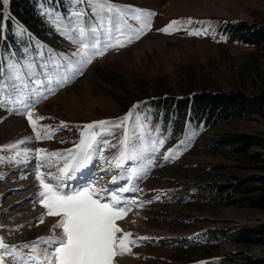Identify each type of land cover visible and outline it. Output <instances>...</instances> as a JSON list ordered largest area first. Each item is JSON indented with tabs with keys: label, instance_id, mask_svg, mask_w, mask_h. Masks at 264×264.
I'll return each mask as SVG.
<instances>
[{
	"label": "rangeland",
	"instance_id": "obj_1",
	"mask_svg": "<svg viewBox=\"0 0 264 264\" xmlns=\"http://www.w3.org/2000/svg\"><path fill=\"white\" fill-rule=\"evenodd\" d=\"M71 2L73 6L68 14L49 11L55 46L34 39L29 49L23 48L21 55L9 53L0 59V67L6 73L8 63H18L24 77L22 83H16L18 87L27 85L24 91L29 94L26 100L29 110L35 113L33 118H44L37 121L38 130L42 135L45 131L51 134V138L35 139L26 110L7 99L9 95L15 99L14 91L9 88L0 93V99L5 100L0 107V156L10 157L24 148L31 150L26 160L19 156L20 162L7 159L0 162V236L4 242L28 254L30 249L21 246L50 233L51 227L46 226L48 218L55 222L59 219L47 216V210L38 203L40 188L35 173L41 161L35 150L65 153L79 143L84 125L101 120L119 122L132 111L126 123L130 134L141 138L137 143L149 146L153 140H164L159 151L147 153L143 161H126L123 168H115L113 157L118 155L125 129L111 127L104 139L115 147L98 145L105 159H100L99 154L94 156L87 168L64 181L69 190L89 184L104 189L100 193L102 202H109L112 192L122 200L137 202L130 205L125 218L117 223L132 233L131 239H149L130 245L131 254L117 257V264H245L249 258L263 257L264 245L236 243L232 233L236 227L264 222V213L255 208L220 203L215 192L219 184L259 174V171L249 167L252 163L242 153L235 152L233 146L215 147L213 143L230 133L264 137V42L250 44L234 35L241 22L264 23V0H109L118 6L155 13L150 18L151 28L139 39L94 57L78 74L67 69V61L62 59H77L73 53L78 45L57 28L74 27L73 12L87 13L82 18L85 27L98 25L100 17L87 4ZM2 11L5 24L10 0L7 5L2 0ZM113 15L117 17L114 24L124 27L121 18ZM104 18L107 23L108 14ZM122 19L131 28L140 27V22L130 15ZM189 19L191 24L186 23ZM174 20L185 22L179 25V31H159ZM192 30H207V34L189 35ZM222 36L226 39L222 40ZM29 62L34 64V75H29L25 67ZM56 64L63 67L57 68ZM48 76L71 78L61 83L54 79L49 84ZM33 80H43L44 85L38 87ZM48 88L53 90L49 92ZM205 89L238 91L260 106L241 118L223 121L206 133L188 127L177 136L160 126V122L146 119L140 109L133 107L148 98L191 95ZM13 118L21 119L24 124L3 130L1 127ZM19 141L24 143L16 149L3 147ZM170 149L175 158L165 161L163 157ZM248 153L264 157V148L256 145ZM147 159H152L153 164L142 176L113 182V176L124 172L128 177V169L143 167ZM44 163L39 171L47 182L56 183L48 173L58 175L64 161L52 167ZM121 187L134 190L119 193ZM58 231L60 235L62 229Z\"/></svg>",
	"mask_w": 264,
	"mask_h": 264
},
{
	"label": "snow or ice",
	"instance_id": "obj_2",
	"mask_svg": "<svg viewBox=\"0 0 264 264\" xmlns=\"http://www.w3.org/2000/svg\"><path fill=\"white\" fill-rule=\"evenodd\" d=\"M76 2L91 7L92 11L100 17V22L98 25L85 27L82 18L87 13L73 12L71 15L76 19L75 26L64 30L57 28L62 35L67 36L70 41L78 45L77 51L73 53V56L77 59L62 58L67 61V69L72 70L73 74L82 73L83 68L90 64L94 57L104 55L109 48L123 47L134 39H139L146 30L151 28L150 18L155 15L153 12L133 8L132 6L111 4L109 0H76ZM3 3L7 5L8 0H3ZM105 13L108 14L107 23L104 18ZM113 13L121 18L120 23L124 27L114 24L117 17ZM126 15H130L131 19L139 21L140 27L136 29L128 26L127 22L122 19ZM183 23L185 22L174 20L165 28L159 29V31L167 33L179 31V25ZM186 23L191 24V19ZM188 34L205 35L207 30H192ZM101 36H103V39H101ZM221 39L224 40L226 37L222 36ZM25 51L27 52V49ZM25 67L29 70V75H34L32 72L34 64L32 62L26 63ZM56 67L61 68L63 65L56 64ZM7 68L8 72L6 73L4 68L0 67V93L9 88L14 91L15 99L13 100L11 95L7 99L9 102L21 104L26 110L27 120L35 132V139L51 138L49 132L45 131L42 135L41 131L38 130L37 121L44 118L38 116L35 119L33 118L35 113L29 110L30 105L26 100L29 94L24 91L27 85L18 87L16 83H22L24 77L18 63L10 62ZM70 78L69 76L63 78L48 76L47 80L51 84L54 79L57 80V83H61L67 82ZM33 83L38 87L44 85L43 80H33ZM46 90L51 92L53 89L48 88ZM37 94L40 93L37 92ZM4 104L5 100L0 99V107H3ZM133 107H138V105ZM9 111L11 112L12 109H9ZM131 117L132 111H129L119 122L101 120L84 125L79 143L73 149L66 150L65 153H48L43 148L35 150L41 161L35 173L40 188L37 193L38 203L47 210V216L59 218L53 228L62 229V233L58 236L53 234L40 237L37 241L31 243H24L21 247L29 248L30 252L28 254L19 251L15 245L6 244L3 237L0 236V264H28V262H31V264H117V257L131 254L130 245L149 239V237L131 239L132 233L124 231L117 223V221L125 218L126 212L130 210V205L137 204L136 201L122 200L120 195L112 192L110 201L102 202L104 198L100 193L105 191L104 189H98L94 184H89L69 190L64 183L65 180L75 178L77 172L87 168L92 163L94 156L99 154L100 159H105L98 145L115 147V145H109V142L104 139L105 133H110L111 127H124L125 129L124 137L120 141L118 155L113 157L115 163L112 166L115 168H123L126 161H143L146 159L147 153L159 151V148L164 144L162 139L153 140L150 146L146 143H137L141 138L130 134L129 129L126 127V123ZM96 129L99 130L96 131ZM29 139H32V137H29ZM21 143H24V141L3 147L16 149L18 144ZM184 143L186 141H181V144ZM30 152V149L24 148L13 156H0V162L5 159L9 162H20L17 157L23 156L26 160ZM163 158L167 161L175 158V154L170 149ZM61 160L64 163L63 167L58 168L59 174L48 173L51 180L56 181V183L47 182L39 168L45 166L44 162H47L48 167H52L54 163H59ZM152 164L153 160L147 159V163L143 167L128 169V177L125 176L124 172H121L119 176H113L112 180L116 182L119 179L142 176ZM132 190L134 189L121 187L118 191L123 193ZM41 222H43V218H41ZM41 244L45 246L43 254H41ZM49 249H51L50 252Z\"/></svg>",
	"mask_w": 264,
	"mask_h": 264
},
{
	"label": "trees",
	"instance_id": "obj_3",
	"mask_svg": "<svg viewBox=\"0 0 264 264\" xmlns=\"http://www.w3.org/2000/svg\"><path fill=\"white\" fill-rule=\"evenodd\" d=\"M73 6L71 0H10V13L3 23L2 0H0V59L8 55H21L29 49L34 39L54 43V29L50 12L68 14ZM234 35L250 44L264 42V23L241 22ZM246 94L238 91L205 89L191 95H163L142 101L136 109L152 122H160L171 135H179L188 127L203 134L223 121L241 118L257 104ZM264 148V137L247 133H230L214 141L213 146H233L252 163L249 167L259 174L240 177L235 181L219 184L215 188L218 202L235 206L255 208L264 213V157L251 155L254 146ZM232 240L242 245H264V222L234 228ZM245 264H264V256L249 258Z\"/></svg>",
	"mask_w": 264,
	"mask_h": 264
},
{
	"label": "bare ground",
	"instance_id": "obj_4",
	"mask_svg": "<svg viewBox=\"0 0 264 264\" xmlns=\"http://www.w3.org/2000/svg\"><path fill=\"white\" fill-rule=\"evenodd\" d=\"M159 38V37H158ZM152 39V38H151ZM155 40V39H154ZM159 40V39H158ZM150 41H152V40H150ZM165 41V40H164ZM154 42V41H153ZM21 124H24L23 123V121L21 120V119H17V118H13V119H11V120H9V121H7L4 125H3V127H1V128H3V130H4V128H6V130H8V129H12L14 126H16L17 128H18V126H20ZM12 127V128H11ZM15 129V128H14ZM2 129H1V131H3ZM13 130V129H12ZM12 132V131H11ZM77 183V182H76ZM57 223V221L55 222L54 220H53V218H48L47 219V221H46V226H48V227H51V231H50V233L48 234V235H45V237L46 236H50V235H53V234H55V235H57L58 236V232H60V231H58V229L59 228H53V225L54 224H56ZM142 223V222H141ZM141 223H140V225H141ZM40 249H41V254H43V252H44V250H45V246L43 245V244H41L40 245ZM28 264H31V262L30 263H28Z\"/></svg>",
	"mask_w": 264,
	"mask_h": 264
}]
</instances>
